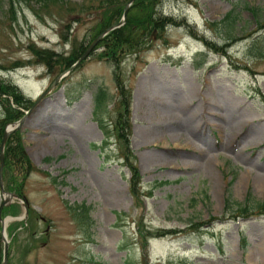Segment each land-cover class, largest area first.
<instances>
[{"label":"rangeland","instance_id":"1","mask_svg":"<svg viewBox=\"0 0 264 264\" xmlns=\"http://www.w3.org/2000/svg\"><path fill=\"white\" fill-rule=\"evenodd\" d=\"M102 1L63 0L49 9L18 2L10 12L0 0V80L33 105L20 132L34 169L26 173L19 162L6 169L3 156L0 172L2 189L16 196L4 202L19 207L1 218H9L5 225L28 206L25 228L6 232L8 264H264V214H232L247 195V205L264 199V0H140L153 2L152 18L172 24L149 29L118 63L98 56L101 37L41 96L61 69L34 61L28 45L63 56L78 43L87 47ZM229 11L231 23L223 21ZM118 81L131 93L138 200L110 124ZM193 138L205 149L192 147ZM9 171L22 182L21 197L5 189ZM198 221V230H185ZM137 223L180 233L143 247Z\"/></svg>","mask_w":264,"mask_h":264},{"label":"trees","instance_id":"2","mask_svg":"<svg viewBox=\"0 0 264 264\" xmlns=\"http://www.w3.org/2000/svg\"><path fill=\"white\" fill-rule=\"evenodd\" d=\"M9 4L10 12L13 10V4L18 2H25L29 5L32 3L36 7H43L45 9H49L56 4L62 3L63 0H7ZM103 5L99 6V9H95L94 11H99L96 15L93 16L96 18V23L88 29V40H92L96 37L103 29L108 27L111 24H114L119 19L121 15L122 8L124 3L117 1L116 3L103 0ZM140 0H135L128 8L124 23L111 31H109L106 35H104L98 42V47L102 46L103 51L98 55L102 58H110L113 62H119V55L122 54V51H132L137 46H142L145 40V33L149 36V29H156L161 31L165 25L172 24V20L170 18L165 17H154L151 16V9H153V2H148L146 5H140ZM76 7L77 12V6ZM68 10H73V7H68ZM234 19V15L232 11H229L225 14L223 21H228L227 23H231ZM208 47L211 45L208 42H204ZM85 45L78 43L77 45H73L71 48V52L63 56L62 54L56 53L51 49L41 48L31 43L28 45V49L30 55L34 59V61L42 64L45 68L51 69L54 65H58L61 71L68 68L83 52L85 49ZM210 48V47H209ZM18 66V65H14ZM118 100L116 104V110L114 116L111 118V129L114 138L119 143L120 153L122 154L125 166L129 171V179H128V192L130 196L138 200L140 194L138 191V184L140 180V176L136 166L132 163L130 158L129 151V143L128 136L130 135V99L131 93L129 90L125 89L123 83L118 81L116 83ZM100 94L99 91L94 93L93 102L95 107L98 106ZM32 102L29 99H26L17 89V87L4 80H0V105L2 109V116L0 117V137L4 129V125L9 122L16 121L23 114V110L29 108ZM100 120V119H99ZM108 133L105 131V136L108 137ZM22 133L20 131L12 132L8 138L6 139L4 145V167L6 169H10L11 165L15 162L22 163L24 168L27 170H22L24 172H30L34 169L31 165V162L23 152V144L21 141ZM107 138H105L104 143L106 144ZM26 172V173H27ZM23 173V172H22ZM25 174V173H24ZM26 175V174H25ZM7 176H9L8 180L5 182V189L8 191H13L17 196L21 197V193L19 191L18 186L22 183L17 182L16 177L9 171ZM25 177V176H24ZM24 179V178H23ZM249 200V195H247L244 199V203L238 204L235 208V211L232 212L233 215L236 216H249L251 214H264V199L259 202L252 203L247 205ZM227 204V201L225 202ZM84 208V207H82ZM78 207V210L82 209ZM28 211V207H27ZM19 213V207L16 203H11L5 206H2L0 209V218L4 216H15ZM122 213L117 212L115 214L116 218H120ZM212 218V217H210ZM29 223V222H28ZM26 222L18 221L13 226H6L7 235H11L17 226L21 228H25ZM204 221L189 223L185 228V230L195 231L202 227ZM138 239L140 240L141 245L144 247L146 240L150 238H155L158 236L165 235H175L180 233L177 229H164V230H153L150 231L145 227L139 225L137 223L136 229ZM241 246H244V238H240ZM10 246V245H9ZM7 248V252L9 249ZM10 250V249H9ZM1 251V247H0ZM8 264V260H7ZM126 264H129L126 262Z\"/></svg>","mask_w":264,"mask_h":264},{"label":"water","instance_id":"3","mask_svg":"<svg viewBox=\"0 0 264 264\" xmlns=\"http://www.w3.org/2000/svg\"><path fill=\"white\" fill-rule=\"evenodd\" d=\"M133 0H128L122 9V14L121 17L119 18V20L113 24L108 26L107 28H105L99 35H97V37L85 48V50L82 52V54L74 61V63H72L65 71H62L60 74H58L55 79L52 81V83L45 89V91L42 93L41 96H43L44 94H47L48 92H50L52 85L58 81L60 78H62L65 74H67L72 68H74L77 64H79V62L91 51V49L93 48V46L95 45V43L101 38L103 37L107 32H109L112 29L118 28L120 25L123 24L124 19H125V14H126V10L128 8V6L131 4ZM151 35H153V33H151ZM31 109V108H30ZM30 109L26 110L23 115L15 122L12 123H8L5 128L4 131L2 132L1 135V139H0V172H1V167L3 164V155H2V150H3V146L5 143V140L7 138V136L12 132L15 131L17 129H21L22 126V122L24 120V118L26 117V115L28 114V112L30 111ZM0 193L2 195L3 201L0 204V208L6 204V202H4L5 200H9L12 197L16 196L12 193L9 192H5L2 189V185H1V176H0ZM4 195L6 196V198L4 197ZM23 207V214L20 215L19 217L15 218V220H21L24 218V216L26 215V206L25 204H22ZM6 220H9V218H4L1 219L0 218V224H1V228H0V241L2 243V251H1V262L0 264H6V253H7V239H6V232H5V224H6Z\"/></svg>","mask_w":264,"mask_h":264},{"label":"bare ground","instance_id":"4","mask_svg":"<svg viewBox=\"0 0 264 264\" xmlns=\"http://www.w3.org/2000/svg\"><path fill=\"white\" fill-rule=\"evenodd\" d=\"M203 139L201 138H193L192 140H190V145L192 147H198V149H205L204 146H201L200 143ZM256 175V174H255ZM257 176V175H256ZM257 178V177H256ZM257 187V186H256ZM261 187V186H260ZM4 197L6 198V196L4 195Z\"/></svg>","mask_w":264,"mask_h":264}]
</instances>
